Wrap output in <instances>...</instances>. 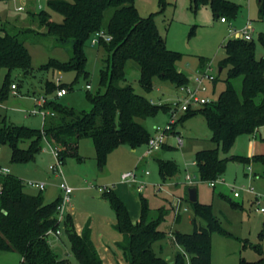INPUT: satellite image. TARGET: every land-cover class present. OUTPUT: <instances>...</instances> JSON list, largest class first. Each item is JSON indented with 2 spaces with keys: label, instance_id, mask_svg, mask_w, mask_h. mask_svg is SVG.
Returning a JSON list of instances; mask_svg holds the SVG:
<instances>
[{
  "label": "trees",
  "instance_id": "16d2710c",
  "mask_svg": "<svg viewBox=\"0 0 264 264\" xmlns=\"http://www.w3.org/2000/svg\"><path fill=\"white\" fill-rule=\"evenodd\" d=\"M159 1L164 7L165 0ZM134 2L135 0H47L46 10L31 14L33 18H38L40 27H45L47 34L54 36L59 43L72 41L73 44V56L68 62L51 60L43 69L75 71L76 80L80 77L88 80L90 77L85 69V42L89 39L92 41L99 32L111 38L110 41L99 38L98 43L107 53L99 72V86L104 92L99 90L94 94L86 93V99L92 105L90 111L46 100L43 108L53 115L44 118L41 129L17 126L4 120L0 127V144L9 145L11 163L35 161L44 143H47L58 150V161L63 164L68 157L79 158L81 140L91 139L98 166L103 170L108 155L120 146L128 145L136 149L148 143L152 134L138 119L145 120L159 111L168 112L171 107L153 104L151 99L136 93L126 79L127 63H137L140 70L138 82L147 93L153 90L155 79L170 82L176 87L188 85L190 79L177 66L184 55L167 48L153 16L141 17ZM190 2L194 11L207 6L220 19H235L239 13V6L228 0ZM109 10L112 12L106 22V12ZM52 13L60 15L62 21H53ZM257 42L264 48V33L258 35ZM256 46L254 39H229L224 45L225 57L219 63L222 71L227 69L225 89L217 100L180 114L172 126L173 131L176 126L194 116L202 115L205 118L211 131V140L218 148L200 151L195 155L194 164L203 182L216 181L221 177L229 161L244 165L251 162L264 164V155L252 158L220 156L221 152H230L239 136L253 135L264 128V58H256ZM208 63V59L200 57L199 69L204 71ZM3 69L7 71L0 86V103L11 94L13 73H28L31 70V55L19 33L4 31L0 35V73ZM239 77H242L241 95L232 83ZM76 80L71 85L47 82L46 91L51 93L66 89L69 92ZM216 83L217 79L213 85ZM24 142H28L26 149L20 147ZM156 162L163 182L180 173L174 161L157 158ZM24 188L25 183L18 176L9 172L0 173V251L19 253L22 257L21 264H72L67 259H59L47 236L48 231H58L61 228L58 220L61 196L46 204L42 191L33 195ZM102 197L109 202L115 213L116 224L113 227L123 237L115 245L126 256L128 264H187L186 254L190 256L189 264H211V233H226L213 215L211 205L198 201L193 203L194 231L192 234H174L176 243L183 248L184 253L177 252L174 262L169 263L153 249L156 242L165 239L166 234L159 226L169 209L160 208L157 215L152 217L151 209L145 199H142L141 217L133 222L126 206L111 188H105ZM231 204L234 208H242L236 203ZM196 217L202 219L206 227H198ZM62 223L71 251L80 264H105L92 239L90 219L80 233L75 228L71 214L67 213ZM256 250L260 254L258 260L242 261L240 264H264L262 248L257 247Z\"/></svg>",
  "mask_w": 264,
  "mask_h": 264
},
{
  "label": "rangeland",
  "instance_id": "374dc122",
  "mask_svg": "<svg viewBox=\"0 0 264 264\" xmlns=\"http://www.w3.org/2000/svg\"><path fill=\"white\" fill-rule=\"evenodd\" d=\"M228 1L239 6V13L235 19H228L227 23L215 17L207 6L194 11L191 9L190 0H165L164 7L159 0H135L134 2L141 17L153 16L160 35L166 41L167 48L184 55L183 59L177 63L178 69L189 74L199 65L200 57L209 60L206 69L217 79L216 86L211 85L208 94L214 100H217L219 94L225 89L227 69L220 73L219 63L225 57V43L235 38L234 31H240L251 23L254 29L252 37L257 43L256 58H264V48L257 42L258 35L264 33V0L262 2L261 0ZM46 2L47 0L0 1V35H3L4 31L12 34L19 33L24 38L31 55V70L28 73L21 71L13 73L12 84L17 85V95H13L11 91L9 97L0 103V127L5 120L17 126L41 129L42 116L30 114V111L36 108V99L40 97L69 104L78 110L90 111L92 105L86 99V93L94 94L99 90L104 92V89H100L99 86V72L107 58V53L102 46L93 45L91 39L84 44L85 69L90 75L88 80L82 77L76 80L75 71L61 72L43 69V66L51 60L68 62L73 56L72 41L59 43L54 36L47 34L45 27H40L38 18L31 16L32 13L38 14L46 10ZM111 12V10L106 12V22ZM52 20L61 22L62 17L52 13ZM230 25H232V32L229 31ZM27 29L32 31H25ZM125 70L126 79L136 93L154 99V104H165L171 107V110L172 106L176 107L175 103L180 93L174 84L155 79L153 90L147 93L139 85L140 70L137 63L129 61ZM6 71L3 69L0 73V86ZM75 80L73 89L62 98L56 97V90L51 93L46 91L47 82L71 85ZM232 83L241 95L242 77L233 80ZM171 110L159 111L155 116L145 120L138 119V122L153 134L156 127H164L171 120ZM174 130L172 137H168L170 147H163V151L147 157L145 156L146 144L136 149L122 145L108 155L103 170L98 166L91 139L81 140L78 150L79 158L68 157L63 164L57 165L60 173L51 169V166L56 164V159L52 154V148L47 143H44L37 159L29 163H11L9 145L0 144V166L9 169V173L22 179L25 183L24 189L29 194L36 195L40 192L39 189L30 186L31 183H44L46 189L41 193L46 204L54 202L62 195L59 184L66 182L73 189V193L70 196V202L64 207L63 218L70 213L80 225L85 224L89 219L92 221L93 241L105 264H128V262L123 252L113 243L122 241L123 237L113 227L116 224L115 213L109 202L102 197L104 189L111 188L115 192L126 206L133 222L141 217L142 199H145L151 209L152 217L157 215L158 209H169L171 204L173 212L169 209L165 220L159 226V229L166 234L165 239L156 242L153 249L158 256L173 263L177 252L184 253L183 248L176 243L174 234L176 232L192 234L194 231L191 219L195 218V213L193 203L189 200V186L185 183L186 176L190 175L196 179L193 187L197 190V201L211 205L213 215L226 232L225 234L216 231L211 233V264H240L242 261L258 260L260 254L256 248L261 247L264 253V213L252 204L253 195L241 192L240 196L235 198L233 189L238 191L242 186H250L254 188L256 194L264 195V164L251 162L244 165L229 161L225 172L217 179L220 183L217 182L215 187H211L209 182L200 180L194 164L197 152L218 148V145L211 140V131L207 127L205 118L202 115L194 116L176 126ZM178 137L181 138L182 144H178ZM27 146L28 142L20 144V147L24 149ZM235 155L247 158L264 155V130L256 136H239L229 153L221 152L220 154L221 158H230ZM144 157L146 159L161 157L174 161L180 173L167 182H163L157 162L147 159L148 161H144L137 170L138 177L144 185L139 192L137 184L123 182L121 176L123 173L136 170ZM147 171L148 174H146ZM168 182L179 186L171 189ZM179 198L181 202L177 206ZM231 203H236L242 208H234ZM184 208H187V211H184ZM177 210L181 215L179 222L175 221L173 214H177ZM62 222L60 235L48 236L49 244L59 259L80 264L71 251ZM196 224L198 227H206V223L199 217H196ZM104 242H106L105 246H103ZM185 259L189 264L190 256L186 254ZM21 262L22 257L19 253L0 251V264H21Z\"/></svg>",
  "mask_w": 264,
  "mask_h": 264
},
{
  "label": "built area",
  "instance_id": "2783aa9c",
  "mask_svg": "<svg viewBox=\"0 0 264 264\" xmlns=\"http://www.w3.org/2000/svg\"><path fill=\"white\" fill-rule=\"evenodd\" d=\"M221 22L226 23L227 20L225 18L220 19ZM232 32V31H231ZM254 32V29L251 27V23H248V25L240 30V31H234L235 37L236 38H242L245 40H252V33ZM99 38H103L105 41H110V37L105 35L103 32L96 33L94 37L92 38V44L96 45L99 43ZM214 77L209 74L208 70H204L199 72L192 80H190V83L188 85H183L180 87H177V91L180 93V96L177 98V101L175 103V106H172L171 110V120L170 122L164 126V127H156L154 130V133L151 135L149 138L148 143L146 144V151H145V156L150 157L154 153L160 151L163 146L166 144V141L172 131V126L176 122L177 118L179 117L180 114L185 113L189 109H197L204 104L213 102L214 99H212L208 94L210 92V86L213 85L214 82ZM17 85L13 84L12 85V94L17 95L16 92ZM68 94L66 89H58L56 91V97L57 98H62ZM46 99L41 97L38 100V104L36 105V108L30 111V114L32 115H41L43 120L47 115H53L49 111L45 110L43 108V105L45 103ZM151 103L154 104L153 100H150ZM178 144H182V140L180 137L177 138ZM52 154L54 158L56 159V164L51 166V169L56 172L60 173L57 165L59 166L60 163L58 161V150L52 148ZM0 173L5 174L8 173L7 169L0 168ZM148 174V171L146 172ZM121 180L123 182H128L129 184H137V190L139 192L142 191L144 185L140 181L137 170L134 171H129L126 173H123L121 176ZM196 179L191 177L190 175L186 176L185 183L188 186H193L195 184ZM217 182L219 181H211L210 186L215 187ZM220 183V182H219ZM30 186L35 187L39 189L40 191H43L46 189V185L44 183H31ZM59 189L62 193L61 198L62 202L61 205L58 208V220L59 222H62L64 220L63 215L65 214L64 207L66 204H68L71 200V194L73 193V189L66 183V182H61L59 184ZM234 190V197L238 198L240 196L241 192H245L248 194L253 195V201L252 204L255 205L261 213H264V195L256 194L254 191L253 187H246L242 186L241 188L237 190ZM180 198L177 199V206L178 203L180 205ZM184 211H187V208L183 209ZM179 213V210H177V214ZM60 230L58 231H53L50 230L47 232V236H56L58 237L60 235Z\"/></svg>",
  "mask_w": 264,
  "mask_h": 264
},
{
  "label": "crops",
  "instance_id": "0c3cea01",
  "mask_svg": "<svg viewBox=\"0 0 264 264\" xmlns=\"http://www.w3.org/2000/svg\"><path fill=\"white\" fill-rule=\"evenodd\" d=\"M227 22H228V20H227ZM226 22V23H227ZM229 31H232V25H230L229 26ZM199 65H197V67H196V69L194 70V72H191V73H189V74H187L186 72V74L188 75V77H189V79L190 80H192L199 72H201V70L199 69V67H198ZM180 71H182V72H184L182 69H179ZM206 70V69H205ZM213 86H216V85H213ZM176 90H177V87H176ZM14 95V94H13ZM179 97V96H178ZM41 98V97H40ZM38 100H39V98L38 99H36V102H38ZM151 100H154V99H152L151 98ZM38 104V103H37ZM36 104V105H37ZM35 105V106H36ZM33 110V109H32ZM170 116H171V114H170ZM170 122V121H169ZM168 122V123H169ZM42 123H43V121H42ZM168 123H166V125L168 124ZM43 125V124H42ZM165 125V126H166ZM262 130H264V128H261V129H259V131H257L255 134H253V136H256L257 134H259ZM174 132H175V130L174 131H172L171 133H170V136H169V138H171L172 136V134H174ZM169 138L167 139V146L168 147H170V145H168V140H169ZM162 151H163V148L161 149ZM160 150V151H161ZM159 152V151H158ZM157 158H161V157H156V158H147V159H149L150 161H151V159H153V160H155L156 161V159ZM145 157L144 158H142L141 159V161H140V163L138 164V166H137V168H136V170H138V168H139V166L141 165V164H143L144 163V161H148ZM0 168H2L1 166H0ZM5 169H7V168H5ZM8 171H9V169H7ZM186 174H188V173H186ZM180 176V175H179ZM168 186L169 187H171V189H173L174 187H177V186H179V185H173L171 182H168ZM169 209L172 211V206H171V204L169 205ZM173 212V211H172ZM70 214V213H69ZM174 214V218H175V221L176 222H179L180 220H181V215H180V213H178V214H175V213H173ZM72 215V214H71ZM194 219V218H193ZM193 219H191V223L193 222ZM74 223H75V226H76V230H77V232L78 233H80L81 232V230H82V228L84 227V225L85 224H83V225H80V224H78V222H77V220L75 219L74 220ZM93 226H94V224L92 223V239H93ZM116 242H118V241H115V242H113L114 244L116 243ZM95 243V242H94ZM96 245V244H95ZM106 245V242H104L103 243V246H105ZM97 247V246H96Z\"/></svg>",
  "mask_w": 264,
  "mask_h": 264
},
{
  "label": "water",
  "instance_id": "95a60500",
  "mask_svg": "<svg viewBox=\"0 0 264 264\" xmlns=\"http://www.w3.org/2000/svg\"><path fill=\"white\" fill-rule=\"evenodd\" d=\"M221 71H222V68H219V72H221ZM188 195H189V200L192 203L197 202V190H196V188H194V187L189 188L188 189Z\"/></svg>",
  "mask_w": 264,
  "mask_h": 264
}]
</instances>
